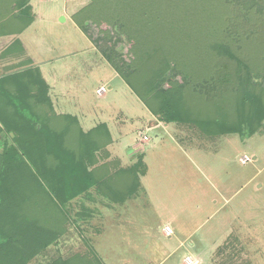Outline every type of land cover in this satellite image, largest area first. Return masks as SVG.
Here are the masks:
<instances>
[{"label": "rangeland", "instance_id": "obj_1", "mask_svg": "<svg viewBox=\"0 0 264 264\" xmlns=\"http://www.w3.org/2000/svg\"><path fill=\"white\" fill-rule=\"evenodd\" d=\"M3 1L7 8L4 7L1 16L21 17L20 24L34 14L35 30L27 34H35L36 44L50 49L52 57L74 49L81 43H77L80 38L84 40L67 17L72 7L68 0H28L32 11L26 5L14 8V0ZM81 1L75 15L79 14L78 21L93 47L110 56L112 65L117 66L146 103L95 52L97 67L88 62L76 84L85 88L87 98L81 100L92 117L104 111L106 120L98 121L108 124L114 140L109 150L122 162L121 169L134 167L141 155L147 172L142 176L143 168L138 167L140 193L123 205L97 210L98 204L107 206L108 202L93 190L90 196L95 201L83 195L61 203L46 192L48 187L38 176V170L45 166L42 161L45 147L35 145L34 154L23 149V141H33L35 136H30L26 127L36 121L6 120L5 124L21 125V128L14 130L12 126L0 133V153L6 150L11 158L6 162L0 185L3 242L4 238L13 236L30 246L33 255L26 264H54L76 254L97 256L102 264H184L186 256L197 260V264H264V44L257 50L258 62L249 53L254 47L241 50L237 35L229 34L235 30V24L230 25L234 22L229 21L230 17L234 18V10L227 18L221 16L225 8H221L220 16L214 20L209 19L210 15L207 17L213 4L218 5L216 0H206V13L199 12L209 23L189 17L195 14L196 6L177 5V0H132V13L126 11L120 18L117 14L119 19L109 12H85L92 0ZM258 7L264 12V4ZM260 15L261 22L242 25L244 31H251L249 35L261 34L256 44L264 41V13ZM62 17L67 19L65 23H60ZM170 42L177 46L172 44L167 52L156 48L170 46ZM215 43H224L229 57L239 59L242 66L227 65L229 61L211 48ZM137 48L151 49L154 55L162 50L160 56L164 53L168 61L175 60L168 79L163 73L137 66L135 58L140 55ZM81 56L70 54L52 64L55 85L61 87L62 73L58 71H66L75 61L82 64ZM193 60L199 63L190 65ZM98 71L100 76L96 74ZM187 76L190 85L184 81ZM94 83L106 88L103 97L91 92ZM241 97L244 102L239 105ZM225 98L232 102V109L222 105ZM149 109L162 117L175 109L200 121L211 122L222 117L235 126L240 121L247 122L256 134L245 140L232 135L212 141L197 131L200 136L193 139L200 140L201 149L192 145L180 149L174 136L181 135L182 130L193 132L196 128L176 123L152 127L151 120L159 121L156 115L152 118ZM39 123H45L44 128L58 139L72 135L79 141L83 137L77 125L66 131L67 128L55 130L45 121ZM30 133L41 134L34 129ZM39 141L45 143L43 138ZM6 142L16 147L18 153L7 149ZM62 142L67 145L69 141ZM84 155H88L87 149ZM244 156L250 161L241 164ZM78 159L81 160L80 156ZM114 171V167L107 169L109 173ZM123 178L126 182L131 180L129 175ZM62 210L66 215L60 217L58 212ZM61 222L65 232L60 236L55 233L59 229L57 223ZM41 226L47 227L40 229ZM165 226L172 230L171 236L164 235Z\"/></svg>", "mask_w": 264, "mask_h": 264}, {"label": "trees", "instance_id": "obj_2", "mask_svg": "<svg viewBox=\"0 0 264 264\" xmlns=\"http://www.w3.org/2000/svg\"><path fill=\"white\" fill-rule=\"evenodd\" d=\"M211 2V0H208ZM206 0H177L179 4L177 5H184L189 6L194 5L196 6L193 11L194 15L189 14L188 16H193L192 19L197 20L200 19V21H204L206 23H209V19H215V17L220 16V10L221 8H225L226 11L224 14H221L222 18H225L230 16L233 13V10L235 11L234 18L230 17L231 22L230 25L235 24L234 29L229 34L233 37L234 35H237L238 38V44H241L240 49L241 50H248L252 49V47L255 48L249 53L255 57V60L258 62V52L257 50H260L262 48L263 42L255 43L256 38L260 36L261 34H254L249 35L251 31H244L242 29L243 24H250L256 22H261V13L263 14V9H259V5L264 4V0H216L215 4H218L217 6L211 7L209 12L207 13V17L209 19L206 21L205 18H202L204 16H199V12H201L203 15L206 13ZM26 5V7H31L28 4V0H14V8H18L21 6ZM177 5H174L177 7ZM4 7L7 8L6 2L3 0H0V24L3 25L4 20L7 18L3 14ZM25 7V8H26ZM238 7L239 10H238ZM10 8V7H8ZM258 9V10H257ZM99 11L100 14H105L106 12L111 13L117 19H119L123 14L127 12L132 13V0H92L91 5L85 10V12H92ZM257 10V11H256ZM260 10V11H259ZM236 11L238 14H236ZM82 13V12H81ZM252 13V17L250 14ZM119 14V18L118 15ZM81 15V14H80ZM78 15H74V22L76 25L82 30V32L88 37L85 30L81 27L82 24L78 21ZM226 17V18H227ZM21 18V17H18ZM9 19V18H7ZM33 17L30 18L29 21H25L22 25V27H26L29 25L32 21ZM198 21V20H197ZM162 23V21H161ZM6 24V23H5ZM2 25H0L2 27ZM227 34V33H226ZM225 34V35H226ZM215 36V35H214ZM216 37V36H215ZM216 39V38H214ZM232 40H234L232 38ZM236 41H234L235 43ZM170 46H167L164 44L165 47L156 46V48H164L162 50H165L167 52V48L171 49L172 44L174 46H177L175 42H170ZM135 45L137 46L136 40ZM99 53L104 57L107 63L112 67V69L122 78V80L127 84V86L133 91V93L136 94L138 99L142 103H146L145 99L140 95L138 90L131 85L125 77L119 73V69L117 66L112 65V60L108 54L105 53V51L95 47ZM211 48L214 49V52L217 51V54L221 56L223 59H227L229 63L227 65H230L231 63L234 66H242L240 65L241 62L239 59L233 57H229L228 55V48L227 46L223 44H216L211 46ZM138 49V48H137ZM151 49L145 48H139L138 53L140 54L138 58H135L137 61V66L141 65L142 67H147V69H151V71L157 72L159 74H165L163 75L165 79H168V75L170 72L169 70H172L175 66V60L174 61H168L166 59V54H162V56L159 55V52L162 50H159L156 55L152 54L150 52ZM210 52V51H208ZM227 52V53H226ZM230 53V52H229ZM159 60V61H158ZM199 63L197 60H193L190 65L196 66ZM248 64V63H247ZM159 65H161L159 67ZM190 67V69L192 68ZM157 67V68H156ZM153 68V69H152ZM161 72H159L160 70ZM147 73V72H146ZM148 74V73H147ZM160 76V75H159ZM145 78L149 79V74L145 76ZM156 78V77H155ZM187 80H191L189 76L184 77ZM190 85V82H187ZM219 95V94H218ZM222 95V94H221ZM220 96V95H219ZM243 96V94H242ZM244 97V96H243ZM243 97L237 102L239 105H241L244 100ZM225 101H222V105L227 106L232 109L230 101L227 102V99H224ZM219 108V107H218ZM229 108V109H230ZM236 109V108H235ZM234 109V110H235ZM149 112L152 115H156L158 118V121L164 124L169 123H176V124H190L191 127L196 128V131L201 135V137H207L209 139L215 140L217 138H220L221 136H232V135H238L241 140H245L250 138L252 135L256 134V130L252 129V125L248 124L247 122H239L237 126L236 124H228L227 121L224 118H216L213 121H200L199 118L191 119L187 115H183V111L179 112L177 110L171 111L169 114L165 117L158 116L156 113H154L151 109H149ZM237 113V110H236ZM241 113V112H240ZM239 113V114H240ZM238 114V115H239ZM29 120H23L19 122H28ZM48 124L51 123V121H45ZM45 123H39L35 122L32 123V126L30 127V124L26 127L28 128V133L30 136H33V141L30 142H24V151L26 153L30 152L31 154H34L33 147L35 145L41 144V146L45 147L44 150V156L45 160H42L44 162L45 166H42L40 170H38V176L45 182V184L48 187V190L46 192H49L53 196H56L58 199H60L61 203H67L70 201H73L75 199H78L80 196L85 197L88 199H92L95 201V198L91 193V190L95 191L97 195H100L103 200L107 201L108 204H118L123 205L126 200H128L130 197L134 198L140 193V180L139 176L136 174L138 167H142L143 171L140 173L145 175L146 173V166L143 164L141 155L137 162V164L128 169H118L115 170L112 173L107 172L108 168H111V165L108 163L101 164L98 162V152L104 147V144L106 143V139L108 137L106 134H104L102 131H100V128L95 129L93 132H91L88 135H84L79 141H75V138L72 135H66L67 138L58 139V137L54 135L52 137V132H49L44 128ZM47 124V125H48ZM5 126V127H4ZM53 126V125H52ZM0 133L4 131L5 128H10L5 124V121H2V125L0 126ZM21 128V125H14L13 129L16 130ZM51 128V127H50ZM34 129L35 132H41V134H35L30 133L31 130ZM52 130V129H51ZM67 131V130H66ZM33 132V131H32ZM14 137L17 139L20 137H17L16 132H12ZM67 133V132H66ZM69 134V133H67ZM27 137V136H26ZM107 137V138H106ZM38 138V139H36ZM40 138H43L44 142L39 141ZM62 140L66 144V140L69 142L67 145H64ZM35 142L34 145L31 143ZM40 142V143H38ZM7 149H12L13 151L18 153L17 148L9 145L8 142H6ZM68 147H71L68 148ZM76 148V149H75ZM85 149L88 151V155L85 156ZM7 154V151L5 150L3 153H0V185L2 183L3 176L5 175V166L6 162L10 160V156ZM80 156V159L79 158ZM56 165V166H55ZM113 167V166H112ZM56 171V172H55ZM129 175L130 176V182H126L123 176ZM129 183V184H128ZM130 187H128V186ZM60 217L65 216L63 213V210L58 212ZM59 220V219H58ZM43 226L39 227L40 229ZM47 226H44L43 228H46ZM57 229L55 234L62 235V231L64 230V226L61 223H57ZM38 228V230H39ZM4 231H1L3 233ZM3 236L0 234V264H26L32 257V252L30 251V246H25L24 242L20 240L19 237H7L4 238V242L1 239ZM53 238V237H52ZM8 242V246L7 245ZM27 244V243H26ZM15 247H12V246ZM10 247V250L8 249ZM90 256L84 255L81 256L79 254L73 255L69 259L65 261H58L54 264H102V262L99 260L97 256L91 255Z\"/></svg>", "mask_w": 264, "mask_h": 264}, {"label": "crops", "instance_id": "obj_3", "mask_svg": "<svg viewBox=\"0 0 264 264\" xmlns=\"http://www.w3.org/2000/svg\"><path fill=\"white\" fill-rule=\"evenodd\" d=\"M68 1L72 7L68 11L67 17L75 27V31L84 40L80 38L77 43H81L78 46H74V49L65 53L62 52L54 57L49 55L50 49L36 44L35 40L38 38L35 34H31L30 36L27 34L29 30H35V28H32L35 24V17L32 12L33 19L26 27H22L23 25L20 24L21 18L15 16L13 19H5L3 25L0 24L2 25V27L0 26V121L35 120L36 122H41L48 120L51 121L50 125H53V129L67 128V131L69 129L73 130L77 125L80 131L82 130V133H80L82 136L88 135L95 129L100 128V131L106 134L108 139H106L104 147L97 154L98 162L101 164L108 163L115 170H118L121 169L122 162L118 158H114L109 150L114 140L110 134L108 124L106 121H98V119L106 120L103 117L104 111H101V115L90 116L81 100L84 97L87 98L84 94L85 88L76 85L80 82L81 71L88 66V62L93 63V66L97 67L98 58L94 55L98 54L103 59L104 57L93 47L89 38L74 22L73 16L80 9L82 1ZM28 4L30 5V1ZM60 19V23H65L67 20L65 17ZM69 46L71 47V45ZM94 52L95 54H93ZM77 53L82 54L81 57L84 59H81L82 64H78L75 61V64L69 65L66 71L59 70L58 72L62 73V78L59 83L61 87H58V85H55L57 81H55V70L52 64L62 57ZM98 73L99 71L96 72L97 76H100ZM114 73L116 76H119L115 71ZM102 86L94 83L93 86H90V90L97 95L96 90ZM150 115L153 118L151 113ZM84 124L86 127H84ZM150 125L152 127H159L162 123L151 120ZM7 126L14 127L10 123ZM196 132V130H193V132L182 130L181 135L174 136L176 145L180 149H184L186 145H192L201 149L200 140L193 139L195 135L200 136ZM101 158L102 160L100 161ZM112 205L116 204H108L107 206L98 204L96 209L98 210L103 207L114 208Z\"/></svg>", "mask_w": 264, "mask_h": 264}, {"label": "built area", "instance_id": "obj_4", "mask_svg": "<svg viewBox=\"0 0 264 264\" xmlns=\"http://www.w3.org/2000/svg\"><path fill=\"white\" fill-rule=\"evenodd\" d=\"M106 92V88L105 87H99L97 90H96V94L98 96H103L104 93ZM241 164H246L250 161V159L247 157V156H244L241 158ZM163 233L164 235L166 236H171L172 235V230L170 229L169 226H165L163 228ZM183 263L184 264H197V260H195L194 258H191L190 256H186L183 260Z\"/></svg>", "mask_w": 264, "mask_h": 264}]
</instances>
